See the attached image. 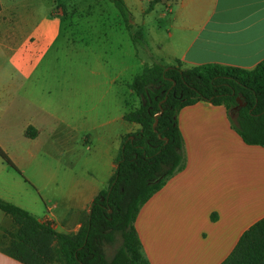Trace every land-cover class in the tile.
Listing matches in <instances>:
<instances>
[{
	"label": "crops",
	"instance_id": "obj_1",
	"mask_svg": "<svg viewBox=\"0 0 264 264\" xmlns=\"http://www.w3.org/2000/svg\"><path fill=\"white\" fill-rule=\"evenodd\" d=\"M22 1L0 0V15L8 10L14 19L18 18L14 23H0V49L11 52L13 68L12 72L0 71V80L9 82L8 88L1 91L9 101L7 108L0 109V130L19 129L15 135L9 131L3 140L0 134V143L14 144L17 137L26 138L28 127L35 131L33 140L40 134V116L25 114L27 110L21 106L28 98L19 97L15 87L17 79L31 77L27 65L37 42L32 36L43 22L29 26L24 16L30 5ZM131 1L143 7L152 0ZM57 8L67 10L62 3ZM16 9L24 13L17 14ZM153 11L156 17L138 27L146 42L141 50L147 60H139L141 67L147 61L167 66L179 61L184 69L214 63L250 70L264 60V0H161L144 13ZM79 25L74 23L73 27ZM104 28L106 32V25ZM52 30L50 36L40 34L38 38L54 40L60 30L56 25ZM109 30L112 32L111 26ZM98 38L108 40L106 34ZM122 108L117 120L125 122ZM6 111L10 112L7 121L3 120ZM41 112L38 106L35 113ZM177 124L186 164L140 208L134 227L141 252L149 264H220L241 234L264 217V148L243 143L232 130L226 109L205 101L183 107ZM0 147L6 154L7 150ZM118 152L110 158L111 171L116 168ZM10 172L0 169L3 193L15 186L16 179ZM43 174L48 181L54 178L51 172ZM101 190L90 181L74 179L71 196L55 203L53 218L43 220L51 221L59 233L76 234ZM2 229L8 228H0V236ZM11 260L0 252V264H13Z\"/></svg>",
	"mask_w": 264,
	"mask_h": 264
},
{
	"label": "rangeland",
	"instance_id": "obj_2",
	"mask_svg": "<svg viewBox=\"0 0 264 264\" xmlns=\"http://www.w3.org/2000/svg\"><path fill=\"white\" fill-rule=\"evenodd\" d=\"M60 3L67 10L57 8ZM124 3L131 14L133 33L143 21H150L157 15L155 11L144 13L147 4L141 7L131 0ZM22 4L30 5L24 16L29 26L43 21L32 36L37 42L27 65L31 77L17 79L15 86L19 97L28 98L21 106L27 110L23 113L40 116V134L35 140L19 136L14 144L0 143L16 166L15 170L0 158V169L11 171L16 179L9 193L1 190L0 194L5 197L3 200L26 210L38 220L52 219L55 212L52 206L60 203L62 197L71 196L74 179H85L102 190L108 186L114 172L109 166L110 158L117 154L121 142L139 128L117 118L123 112L122 105L125 112L139 106L138 99L126 85L142 71L139 60H147V57L141 50L143 47L131 41L117 9L108 0H23ZM18 11L24 13L23 9L15 12ZM16 20L18 18L14 19L8 10L0 15V23ZM74 23L80 24L79 27H73ZM55 25L60 31L54 40L38 38L40 34H53ZM104 34L108 36L107 41L98 38ZM143 46H146L144 38ZM11 55L8 49H0L1 72L13 71L9 61ZM147 63L150 65L152 61ZM8 84L0 80L1 110L7 108L9 101L1 92ZM38 106L42 108L40 114L35 113ZM9 113H4L3 120L7 121ZM17 130L16 127L1 129L2 140L9 131L15 135ZM44 171L51 172L54 178L48 181ZM86 216L87 213L84 221ZM6 221L11 223L0 211V228L6 225L11 229ZM2 241L0 236V246ZM112 253L113 249H107L108 256Z\"/></svg>",
	"mask_w": 264,
	"mask_h": 264
},
{
	"label": "trees",
	"instance_id": "obj_3",
	"mask_svg": "<svg viewBox=\"0 0 264 264\" xmlns=\"http://www.w3.org/2000/svg\"><path fill=\"white\" fill-rule=\"evenodd\" d=\"M108 1L117 9L131 41L144 48L141 31L131 32V14L124 1ZM160 1H150L147 10ZM126 87L139 106L124 112L123 120L139 128L122 142L108 186L89 205L78 232L59 233L51 221L38 220L0 198V211L11 222V229L1 234L3 255L19 264H149L134 223L140 208L185 167L177 124L183 107L199 101L223 106L242 142L264 148V60L250 70L214 63L184 69L179 61L170 66L153 61ZM34 133L28 127L25 136L33 138ZM0 158L16 170L1 148ZM220 264H264V217L241 234Z\"/></svg>",
	"mask_w": 264,
	"mask_h": 264
},
{
	"label": "water",
	"instance_id": "obj_4",
	"mask_svg": "<svg viewBox=\"0 0 264 264\" xmlns=\"http://www.w3.org/2000/svg\"><path fill=\"white\" fill-rule=\"evenodd\" d=\"M238 102H239V105H238V106H241L242 104L240 103L239 100H238ZM235 110H237V108H235ZM160 112H161V111H160ZM156 118H157V115L154 116L155 121H154V123H153V128H155V126H156V124H157V122H156ZM157 180H158V179H157Z\"/></svg>",
	"mask_w": 264,
	"mask_h": 264
}]
</instances>
